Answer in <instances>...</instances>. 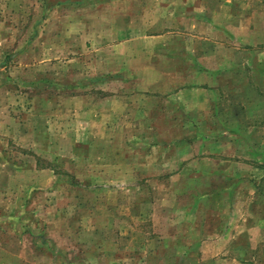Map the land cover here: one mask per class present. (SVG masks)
I'll use <instances>...</instances> for the list:
<instances>
[{
    "label": "rangeland",
    "instance_id": "obj_1",
    "mask_svg": "<svg viewBox=\"0 0 264 264\" xmlns=\"http://www.w3.org/2000/svg\"><path fill=\"white\" fill-rule=\"evenodd\" d=\"M224 5L228 3L217 0H0V106L9 108V112L0 109V157L8 167L0 170V183H7L5 193H0V208L7 204L8 217L18 220L17 226L7 223L6 242L0 239V264H235V258L206 256L200 251L202 242L191 241L192 227L183 225L193 219L191 189L201 191L215 176L189 175L177 184L175 179L161 178L160 186L150 178L110 177L105 166L88 162L101 151L94 140V118L78 112L85 105H99L98 90L109 94L134 88L136 76L120 75L122 67L111 63L114 55L128 61V50L130 60L139 48L146 55L149 51L148 56L167 73L181 75L182 82L189 83L188 74L195 72L189 57L206 65L208 35L199 22L190 24L189 14L204 15ZM253 7L264 12V1ZM148 37L162 41L150 43ZM175 54L183 63L174 62ZM160 56H169L166 64L158 63ZM215 59L208 60L209 66ZM241 80L238 73L232 80L237 87L232 85L225 98L230 107L224 119L232 126L225 131L241 139L227 140L226 154L242 161L227 166L225 176H217L216 182L232 185L236 171L245 187H261L253 198L262 199L264 216V80H242L247 87H241L247 89L240 88ZM106 97L104 103H109L110 95ZM238 106L243 112L236 113ZM254 109L255 116L247 120L255 132L234 131L235 120L246 125L243 115L253 116ZM175 132L182 139L176 142H190L186 139L196 133ZM199 141L198 152L207 151V140ZM188 150L187 159L196 154ZM207 156L200 154L199 168L215 170L212 156ZM245 168L261 172L244 175ZM158 189L160 197L153 200ZM250 190L243 195L252 197ZM144 196L155 209L138 204ZM228 196L235 200L233 192ZM158 201L163 202L159 213ZM243 235L234 242L249 248V234ZM256 261L264 264V256Z\"/></svg>",
    "mask_w": 264,
    "mask_h": 264
},
{
    "label": "crops",
    "instance_id": "obj_2",
    "mask_svg": "<svg viewBox=\"0 0 264 264\" xmlns=\"http://www.w3.org/2000/svg\"><path fill=\"white\" fill-rule=\"evenodd\" d=\"M217 1H225L228 5L221 6L218 10L209 9L208 13L204 15L189 14L190 24L199 22L197 25L205 29L208 34L207 38H204L207 53L206 65L199 66L197 57H189L195 66L194 74H188L187 82L189 83H183L185 78L181 75L167 73V69L153 61L152 56H148L149 51L146 55L139 48L140 50L138 49V52L134 53L135 58L132 57L130 60L132 52L128 50V61H121L114 55L115 60H112L111 63L122 67L120 75L136 76L134 88L109 94L103 93L102 89L98 90L96 94L100 98L99 105L88 104L84 108H79L78 112L91 114L90 118H94L92 119L94 127H96L94 140H98L97 145L101 151L95 158H89L88 162L96 161L102 169L106 167L110 172V177L150 178L148 181H156L160 186L163 183L161 178L175 179V184H177L178 181L182 183L183 178L189 175L215 176V183L207 180L206 186L202 187L201 191L196 192L193 188L191 189L193 202L189 213L193 219L183 225L192 227L191 241L202 242L200 251L206 256L235 258L233 259L235 264H255L257 257L264 256L262 247L264 245V216L260 211L263 206L262 199L253 198V195L257 191H261L262 188L255 185L248 187L253 189V191H249L252 197L244 196L243 192L246 193L248 188L240 183L241 180L238 178L240 173L236 171L232 174L236 178L232 185L220 184L216 181L217 176H225L227 166L232 164L231 167H236L234 164L240 165V161H242V158L226 154L227 140H241L240 136L234 138V132H229L232 127L231 121L227 118L224 119V114L229 113L226 107H230L226 104L229 100L225 98L231 94L232 85L237 87L232 80H235L237 73L244 82L264 80V12L259 13L255 7L250 8L251 4L264 0ZM160 39L148 37V42L157 43L159 41L158 43H160L162 41ZM126 45H132L131 48L137 47L131 42H126ZM219 49L226 52L219 55ZM172 56H174L175 63H183L182 56L178 54ZM160 57L158 63L166 64L169 56ZM212 57L216 58L213 67L208 63ZM132 63L134 67H132ZM242 80L238 81L242 82L240 88L247 89ZM249 83L251 84V82ZM241 85L245 87H241ZM241 91L245 92V90ZM107 95H110L109 103H104V98H107ZM245 101L242 102L244 105ZM237 108L236 113L243 112L242 106ZM0 109L9 112V108L6 106H0ZM92 110L93 112H91ZM248 111L250 113V110ZM236 113L234 112V114ZM254 116L255 109L253 116L248 117L247 114H244L243 121L248 118L253 119ZM82 123L86 125V129L87 120ZM235 123L234 131L236 128L239 131L240 128L251 129V132H255L257 129L250 122L248 125H242L240 118L238 121L235 120ZM254 124L257 123L254 122ZM207 128L213 131L207 134L199 133V130ZM176 129L191 130L196 133L193 138L186 139L192 140L190 142H176L173 140H182L176 135ZM83 133L86 131L84 130ZM88 139L92 140L89 137ZM199 140H207V151L198 152L200 149ZM254 140H256L255 136ZM125 143H133L136 147H127ZM189 147L190 153L192 154L194 150L196 154L187 159L186 154ZM200 154H208L207 157L212 156L215 170L199 168ZM251 156L256 161V155L252 154ZM217 159L221 161V165L217 164ZM245 159L250 160L251 158ZM0 162V170L4 171L7 167L5 158L0 157ZM18 164L15 163L12 166L17 168ZM190 170L191 172H188ZM97 172L99 173V169ZM260 172L259 169L245 168L242 173L250 175V173ZM143 182H147V180H143ZM167 182L168 179L163 184L165 192L168 190ZM6 187L7 183H0V193H5ZM232 192L234 201L228 196ZM181 193L185 194L183 190ZM160 194L161 190L158 189L153 200L159 198ZM138 204L148 205L150 209L151 207L155 209V204H151V200L146 196L140 199ZM156 205V211L159 213L163 208V202L158 201ZM1 207L0 239L6 242L8 238L7 223L18 225V220L8 217L7 204ZM199 215L202 217L198 218ZM245 231L249 234L247 237V241L250 242L249 248L243 247L241 243L236 245L234 242L241 239ZM42 240L47 241L45 238ZM196 245L199 244L196 243ZM246 256L253 259L244 262L242 258Z\"/></svg>",
    "mask_w": 264,
    "mask_h": 264
}]
</instances>
